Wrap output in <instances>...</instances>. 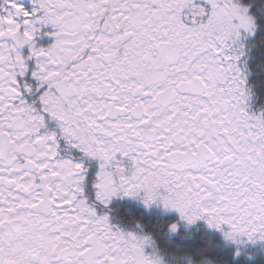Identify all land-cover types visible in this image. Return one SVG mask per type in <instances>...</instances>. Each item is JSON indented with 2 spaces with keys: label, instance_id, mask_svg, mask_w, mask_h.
Returning <instances> with one entry per match:
<instances>
[{
  "label": "snow or ice",
  "instance_id": "6c2138e0",
  "mask_svg": "<svg viewBox=\"0 0 264 264\" xmlns=\"http://www.w3.org/2000/svg\"><path fill=\"white\" fill-rule=\"evenodd\" d=\"M253 8L0 0V264H264ZM200 221L229 259L160 245Z\"/></svg>",
  "mask_w": 264,
  "mask_h": 264
},
{
  "label": "trees",
  "instance_id": "16d2710c",
  "mask_svg": "<svg viewBox=\"0 0 264 264\" xmlns=\"http://www.w3.org/2000/svg\"><path fill=\"white\" fill-rule=\"evenodd\" d=\"M264 3V0H257V8ZM258 15L262 16L263 13L257 12ZM250 60L254 61V70H252L253 78L251 79L249 85L253 88L254 96L251 101L252 110L258 111L261 108H264V44H259L255 47L254 58L252 60V54L250 55ZM214 238L207 236V238H199L194 240L191 243H187L182 249L187 251H201L202 253L208 254V256H213L218 261L222 257L223 259H229V253L231 251V246L226 244L221 240L214 241ZM260 246L257 247L254 251L258 252ZM264 261V256L261 257Z\"/></svg>",
  "mask_w": 264,
  "mask_h": 264
},
{
  "label": "flooded vegetation",
  "instance_id": "af4514ba",
  "mask_svg": "<svg viewBox=\"0 0 264 264\" xmlns=\"http://www.w3.org/2000/svg\"><path fill=\"white\" fill-rule=\"evenodd\" d=\"M257 0H251V2H253L254 4V8L253 11H257ZM262 1V0H260ZM262 3V2H261ZM260 3V4H261ZM263 18H264V13H263ZM50 38H45L44 39V43L49 42ZM254 53H255V48L252 49L250 55L252 54V60L254 58ZM248 64H249V68H250V72H249V78H248V83H250L251 79L253 78V73L252 70H254V61L248 60ZM124 207H133L135 208L136 205L129 203V202H125ZM158 214V212H157ZM207 236H211L213 237L214 241H223V238L221 236V234L214 230V229H210L206 223H203L202 221L198 222L196 225L190 226L188 228H182L181 232L179 234L176 235H171V236H166L164 238H162L159 243L162 247L168 248L172 251H176L182 254H189L191 253L190 251H187L185 249H182L184 246H186L187 243H191L194 240H197L199 238H207ZM177 245H180L181 247L177 248ZM205 254V253H204ZM208 256V254H206ZM209 257H213V256H209Z\"/></svg>",
  "mask_w": 264,
  "mask_h": 264
},
{
  "label": "clouds",
  "instance_id": "9594fccd",
  "mask_svg": "<svg viewBox=\"0 0 264 264\" xmlns=\"http://www.w3.org/2000/svg\"><path fill=\"white\" fill-rule=\"evenodd\" d=\"M178 254H182V253H178Z\"/></svg>",
  "mask_w": 264,
  "mask_h": 264
},
{
  "label": "rangeland",
  "instance_id": "374dc122",
  "mask_svg": "<svg viewBox=\"0 0 264 264\" xmlns=\"http://www.w3.org/2000/svg\"><path fill=\"white\" fill-rule=\"evenodd\" d=\"M203 222V221H202ZM203 223H205V222H203Z\"/></svg>",
  "mask_w": 264,
  "mask_h": 264
}]
</instances>
